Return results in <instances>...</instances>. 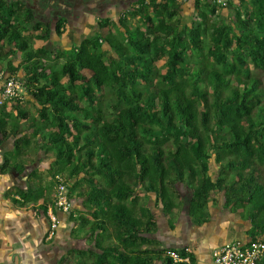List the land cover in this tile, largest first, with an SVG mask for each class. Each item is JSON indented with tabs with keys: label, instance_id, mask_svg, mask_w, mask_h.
Returning <instances> with one entry per match:
<instances>
[{
	"label": "trees",
	"instance_id": "trees-1",
	"mask_svg": "<svg viewBox=\"0 0 264 264\" xmlns=\"http://www.w3.org/2000/svg\"><path fill=\"white\" fill-rule=\"evenodd\" d=\"M79 1L93 0H61L67 10L52 21L26 0H0V59L8 45L22 53L20 66L8 60L9 75L24 70L50 149L64 162L61 171L69 169L70 197V181L81 176L88 183L94 229L115 243L101 246L99 264L110 255L121 264H153V251L141 249L150 239L139 235L157 223L148 205L138 206L139 193H154L171 214L181 185L191 191L193 222L208 221L212 193H222L224 205L250 221L251 239H264V0H253L252 10L236 8L232 22L212 21L216 4L206 2L210 11L183 27L178 0H138L119 18L121 38L108 31L68 48L30 46L23 33L32 29L46 40L64 35ZM129 16L143 26L131 27ZM110 21L103 18L100 27ZM51 59L64 61L56 66ZM18 114L27 115L19 106ZM177 251L193 258L186 248ZM155 254L174 264L163 250Z\"/></svg>",
	"mask_w": 264,
	"mask_h": 264
},
{
	"label": "crops",
	"instance_id": "crops-1",
	"mask_svg": "<svg viewBox=\"0 0 264 264\" xmlns=\"http://www.w3.org/2000/svg\"><path fill=\"white\" fill-rule=\"evenodd\" d=\"M42 1L26 0V3L38 15L47 18V8L45 5L40 6ZM199 1V6L196 5V0L180 3L178 17L181 23L186 17H199L198 11L202 9L210 11L206 2L213 3L211 0ZM56 2L53 6L57 8L59 19L61 0ZM137 2L138 0H93L89 5L102 6L107 16L112 18L115 13L112 8L121 10L123 15L129 8L137 6ZM247 7L252 10L254 4L250 0H230V5L226 7L216 5L217 11L211 16V20L216 21L220 17L225 22H232L235 20L236 8ZM72 14L76 21V17L83 18L84 15L77 11ZM82 20L77 21L76 26ZM185 25L189 24L185 22ZM6 50L9 53L5 58L7 64L10 59L15 66H20L19 63L23 61L22 53H17L14 51L15 46L10 45ZM9 74L8 67L0 59V96L5 79L11 76ZM23 75L24 70L20 69L17 76L23 79ZM18 106L27 115L20 116ZM41 109V104L28 88L22 100L7 101L0 105V264H99L101 246L112 247L115 243L109 232L94 229L95 207H92L89 200L88 184L79 183L77 192L72 191L73 209L68 213L58 212L61 221L59 230L55 236L49 237L48 210L55 201L54 177L61 174V164L41 132L36 131L44 125L40 118ZM21 137L27 140L19 144L17 141ZM81 179L83 178L79 176L70 183L77 180L81 182ZM183 188L187 190L185 194L182 193ZM179 190L181 203L171 214L165 212L154 193L147 196L139 193L138 206L148 205L157 223V226H151L148 231L143 228L139 235L150 239V243L143 244L141 249L153 251L150 254L153 256V264H165L156 257L155 251L163 250L166 253L167 250L183 248L192 254L191 264H215L212 258L214 248L235 240H251L248 233L251 229L250 221L246 219L242 209L234 211L226 207L222 193H212L208 221L196 223L188 213L191 191L188 193L189 189L185 185H181ZM109 261L121 264L114 259V255L108 256L105 264ZM138 261L139 264H144L143 260Z\"/></svg>",
	"mask_w": 264,
	"mask_h": 264
},
{
	"label": "rangeland",
	"instance_id": "rangeland-1",
	"mask_svg": "<svg viewBox=\"0 0 264 264\" xmlns=\"http://www.w3.org/2000/svg\"><path fill=\"white\" fill-rule=\"evenodd\" d=\"M52 1H50L49 5H47L46 1L43 0L42 3L40 4V6H44L45 5V7H47V11H46L45 14L48 17L46 19H50L52 21H56L58 19L59 15L57 13L56 6H53V4L56 5L57 4L56 1H58V0H52ZM250 2H251V4H254L252 0H250ZM61 3H63V2H61ZM77 5H78V7L75 8L76 10L73 9L72 12L74 13V11H77V12H80V13L84 14L83 18L76 17L78 22L81 19H83L79 26L73 25V24L76 23L75 22L76 20L74 18H70V21L67 24L68 26H67V29L65 31V34L62 35L61 37H58V35L55 34V36H54L55 38H52L50 40H46V39H42L41 40V38H39L37 36L38 35L37 30L32 29V30L26 31V32L23 33V36L28 39L30 46L33 49H37L38 47H40L43 44L47 45L50 48H68L71 45L70 41L71 42L80 41L82 38H84L86 36L87 37L88 36H93L97 32H100L102 35H105V34L108 33V31H112L117 38H121L122 37V31H124L125 29H124V27H122L119 24V18H120V16H122L121 10H119V9L115 10V8L114 9L112 8L111 10H114L115 13H114L113 17L111 18V17L107 16L108 14L106 12H104V8L103 7H94L92 5L90 6L87 3H81L80 4V1L77 2ZM48 7H50V8H48ZM66 10H67V8L63 6L61 8V13H63V11H66ZM108 17L111 19L108 27L101 28L100 27V22L103 20V18H108ZM182 18H183V14H182ZM198 21H199V17L197 15L196 16L186 17V20L183 23H181V27H183L185 25V22L188 23L189 25H190V22H191V25H193V24H195ZM127 23L131 27H136L138 25L139 26H143L141 20L138 17H136V16H129L128 19H127ZM203 38H204V42L205 43L209 42V36L208 35H205ZM105 56H107L109 58H113L114 57V53L111 52L110 47L106 43H105ZM49 61L52 64H55L56 66H61V63L64 61V59H60V60L51 59ZM2 63L5 66H7V59L3 58L2 59ZM21 63H23V61H21L19 63V65H21ZM164 63H165V59H159L157 61V65H158L159 68L163 67ZM262 74L264 76V72ZM40 131H41V135L44 137V140H46L48 142L49 131H47L46 129H42V128H40ZM60 164H61V169H62L63 166H64V162L61 161ZM216 166L217 165L213 161V164L211 165L212 173L217 170ZM68 170H69L68 167H66L64 171H61V174L59 173V175L67 178ZM56 175H58V174H56ZM56 175H55V177H56ZM55 177H54V180H56ZM79 183L80 184H86V185L88 184L87 181L83 180V179H81V182L80 181L79 182H77V181L71 182V184L73 186L72 187V191L74 193L77 192V189H78V187L80 185ZM55 185H56V181H55ZM186 192H187V190L185 188H183L182 193L185 194ZM188 193H190V190L188 191Z\"/></svg>",
	"mask_w": 264,
	"mask_h": 264
},
{
	"label": "built area",
	"instance_id": "built-area-1",
	"mask_svg": "<svg viewBox=\"0 0 264 264\" xmlns=\"http://www.w3.org/2000/svg\"><path fill=\"white\" fill-rule=\"evenodd\" d=\"M186 3L189 0H178ZM220 7L228 6L229 0H211ZM26 86L24 79L17 75L9 76L5 79L0 96V105L7 101L18 102L22 100ZM56 194L54 204L48 210L49 237L55 236L60 227V217L58 212L68 213L73 209V200L70 197L67 178L56 175ZM188 251V250H187ZM174 264L185 262L191 264L190 256H182L177 250H167ZM264 257V239L249 240L242 242L239 240L227 242L212 251V258L215 264H261Z\"/></svg>",
	"mask_w": 264,
	"mask_h": 264
}]
</instances>
